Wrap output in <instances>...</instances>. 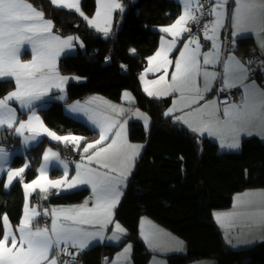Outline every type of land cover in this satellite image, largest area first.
I'll use <instances>...</instances> for the list:
<instances>
[{
    "label": "trees",
    "instance_id": "16d2710c",
    "mask_svg": "<svg viewBox=\"0 0 264 264\" xmlns=\"http://www.w3.org/2000/svg\"><path fill=\"white\" fill-rule=\"evenodd\" d=\"M28 1L54 20L63 32L76 34L70 24L82 20L77 12L54 6L50 0ZM122 2L126 9L116 12L108 40L82 20L79 35L87 45V52L83 54L79 49L78 54L66 55L59 62L62 73L85 79L69 84V101L93 93L120 100L129 89L135 95L136 105L152 120L149 133L139 121H132L129 127L130 139L144 142L145 149L115 211V221L126 228L127 235L120 244L105 242L83 250V260L88 264H103L105 257H112L126 243H131L133 263L149 264L151 253L139 232L140 219L147 215L188 245L185 253L166 254L169 264H189L206 258L216 260V264H264V242L235 249L226 242L214 217L215 211L231 207L236 193L264 188V142L257 136L246 137L239 151H221L217 142L201 137L182 122L166 116L171 99L148 96L142 88L140 73L160 44L162 33L155 27L174 23L182 14V6L175 0ZM95 5V0H83L89 14L93 13ZM255 46L254 35L237 40V49L246 54H253ZM15 87L13 79L0 80V98ZM41 112L46 124L60 134L82 135L84 142L98 136L97 130L65 114L55 104ZM3 137L2 143L16 140L10 136V131ZM47 145L66 158L80 155L70 144L42 140L27 151L31 165L22 179L6 190L5 177L0 178V218L7 215L14 226L20 224L24 212V183L38 176ZM25 159L26 155H15L12 166H23ZM59 172L54 169L53 174ZM38 195L33 196V202L38 201ZM90 196L88 187L61 193L53 191L44 206L81 203Z\"/></svg>",
    "mask_w": 264,
    "mask_h": 264
},
{
    "label": "snow or ice",
    "instance_id": "6c2138e0",
    "mask_svg": "<svg viewBox=\"0 0 264 264\" xmlns=\"http://www.w3.org/2000/svg\"><path fill=\"white\" fill-rule=\"evenodd\" d=\"M57 7H65L78 12L89 25L97 28L98 31L108 35L110 31V18L114 9L123 11V5L118 0H97L103 10L105 22L103 27L96 20L89 19L81 11L79 0H50ZM183 13L169 27L161 29L162 32L169 34L172 39L162 38L161 48L154 56L148 58L149 64L158 61L154 67H149L146 72H158L163 70L153 84H161L162 87L156 91H149L145 87L144 91L149 96H166L172 93H179L183 106L191 108L204 100L205 94L212 90L213 82L218 73L208 71V65H215L221 62L220 55V30L225 27L228 20L233 28L232 35L237 36L241 33H255L257 36L264 34V0H233L234 6L229 8V0H182ZM101 11L96 12V17L101 16ZM203 23V39L211 42V52H201L202 44L199 36L193 32V26L199 28ZM52 22L44 19V12L37 10L27 0H0V77H14L16 89L6 97L0 99V127L7 125L13 128L16 123L15 109L9 107L11 100L19 101L22 107L31 108L33 101L39 100L47 94L51 87L60 88L67 81V77H62L56 70V57L64 47H71L73 39L68 37L61 40L58 36L51 35ZM184 33H189L183 48L179 51L175 61L169 59V53L176 48L178 38L183 37ZM30 44L32 50V60L22 62L20 60L21 46ZM259 46L264 49V38L258 40ZM131 51H135L134 49ZM201 57L202 63H201ZM169 66H174L170 81L168 77ZM223 87L232 88L236 82L248 78V69L236 57L231 56L223 63ZM198 78L203 79V87L198 83ZM144 74L141 75V80ZM124 97L129 102L132 101L130 93L125 92ZM91 103V101H89ZM112 113L123 114L125 109L117 105L103 102ZM175 103V102H174ZM175 107L168 109L166 116L177 111ZM72 111H84L87 109L79 104L72 107ZM219 109L215 102L206 101L203 105L195 108L192 112L186 113L187 116L198 118L200 126L196 127L183 116L176 117L177 120L187 124L194 132H208L211 135H219L223 129L230 130L235 134L242 131L238 125L260 121L264 127V89L258 88L253 82L251 85L244 86V94L239 103H234L225 107L223 115L227 119L221 121L218 118ZM135 115L144 119L145 124L148 118L137 111ZM100 128L99 139L94 142L86 143L82 148V161L87 163L76 164V174L71 179L68 178V166L63 161L64 175L60 179H49L46 169L41 167L39 175L30 183L24 184L26 195L32 192L44 194L43 199H47L50 189H72L78 185L89 184L92 187L96 203L89 208L87 201L81 206L71 208L45 210L43 213L37 212L35 208H29L25 204L24 216L19 226L12 229L11 223L4 215L2 218V232H0V264H75L76 256L83 251L91 239L102 236L100 232H88L81 225L101 226L111 223L112 209L119 202L120 193L117 185L126 180L130 172L131 162L138 154V145H131L126 139L125 123H119L112 116L103 113H93L89 115ZM33 120L38 122V126H33ZM27 128L31 133L25 137V141L36 140L41 134H46L53 140L71 144L74 148L81 147L84 137L79 136H60L46 128L39 117L32 114L28 121H20L15 127V132L19 135L24 134ZM118 128L114 135L109 137L113 129ZM105 144V141H109ZM238 148L239 143L234 139L229 145ZM91 150V151H90ZM6 153L0 148V157L6 158ZM44 160L48 162L50 158L59 159L58 154L51 149L44 153ZM120 161L121 168L113 166L114 162ZM93 163L107 171H99L90 167ZM24 167L7 172V188L13 180L22 179ZM2 171V169H0ZM110 173H118L113 176ZM251 195V194H246ZM258 195L264 196V193ZM50 216V226H33V221L38 216ZM218 222H223L225 217L238 218L246 217L247 220L257 226L264 227V211L260 213H240V214H214ZM116 232L124 233V229L116 224ZM18 233V235H17ZM154 235H145V239L151 242ZM110 239H119L114 235ZM63 245V247H61ZM69 247L77 249L70 252ZM131 247L124 250L122 256L126 257ZM68 256L70 260H61L60 256Z\"/></svg>",
    "mask_w": 264,
    "mask_h": 264
},
{
    "label": "rangeland",
    "instance_id": "374dc122",
    "mask_svg": "<svg viewBox=\"0 0 264 264\" xmlns=\"http://www.w3.org/2000/svg\"><path fill=\"white\" fill-rule=\"evenodd\" d=\"M175 1L182 3V0H175ZM118 2L123 5V11H124L126 9V6L122 2V0H118ZM27 3H29V2H27ZM95 3H96L95 10L93 11L92 14H89V12L83 7V0H79V7H80L81 11L84 13L85 16H87L89 19L96 20L97 23H99L101 25V27H103V26H105L104 25L105 17L103 15V10L100 8V5L98 4L97 0H95ZM233 6H234L233 0H229V8H231ZM62 8H65V7H62ZM65 9H67L68 11H74V12H76L73 9H69V8H65ZM98 10H100L101 13H102L99 18H97L96 15H95ZM123 11H120L119 9H114L112 11L111 18H110V31H109L108 34H110L113 31V29H114L116 12H121L122 13ZM78 15L81 17V19L89 27L94 28L96 31H98L96 27L89 25L88 21L85 20L83 16H81L79 13H78ZM44 19L45 20H50L52 22L51 35L58 36L61 40L66 39L68 37H76L75 34H73V33H68V32L65 33L63 31L60 32L59 31V25L56 24L55 21L52 20L51 18H48V17H46L44 15ZM228 22L229 21H227V24H228ZM229 26H230V24H229ZM163 27L164 26H156L155 27V30H157V31L159 30L160 31ZM98 32L99 33H102V35H104L103 32H101V31H98ZM159 46H160V44H159ZM228 49H229V47L226 49V53H227V50ZM176 50L177 49L173 50L174 53H172V54L169 53V59H171V60L174 61V58H176L177 57V54H178V53H175V52H177ZM78 52H79V48L77 46L76 39H73L72 42H71V47H64L63 50L60 52L59 56L56 57V61H55V63H56V70L58 71V73H59L60 76L67 77L68 78L67 81L62 85V90L60 88L51 87L50 89H48L46 95L42 96L39 100L33 101V104H32V107L31 108L22 107L20 105L19 101H16V100H11V101L8 102L9 107L15 109V113H16V123L14 124L13 128H8L7 125H4L3 127H0V148H2L4 150V153L7 154L6 155V158L0 157V169H2V171H0V178L5 177V184L7 183V172L8 171H10V170L11 171H15V170H18V169L24 167L25 165H27V167L25 168V171H26V169L31 165V160H30L29 156H27L28 155L27 154V151L32 146H36L42 140H49V141H52V142L65 144L63 142H59V141L53 140L51 137L47 136L46 134H41L40 136L37 137L36 140H28L26 142L25 141V137L31 135V133L29 132V130L27 128H25L23 130L24 131V134L23 135L17 134L15 132V127H17L19 125V122L20 121H25V122L28 121L29 117L32 116L33 113H35V115L39 117L40 121L43 122V124H44V126L46 128H48L52 132H55L57 135H60V136L73 135V136L83 137L82 135H78V134H74V133H71V134H60V133L56 132L54 129H52L51 127H49L46 124V122H45V120L43 118V115H42L41 110L44 109V108H46V107H49V106H51L53 104H55L65 114H67L69 116H72L73 118H75L77 120H80V121L86 123L87 125H89L93 129H95V130L98 131L97 138L91 139V140H88V141H85V142H84V140H82L81 141V147L79 149L75 148L77 151H80V154H81L79 157L75 158L76 159V161H74L75 163H81V162L87 163L86 161H82V155H83L82 148H83V146L86 143L94 142L95 140L99 139L100 128L96 124H94L92 122V120L89 119V115L90 114H93V113H103L104 115L112 116V118L115 119V120H117L119 123H125L126 122L125 123V129H126V139H127V142L129 144H131V145H138V146H140L139 147V150H138L137 156H140V154L143 153V151H144L143 148L145 147V143L144 142H140V141H133L129 137V127H130V123L132 121H140V122H142V124L144 125V127L146 129V132L149 133V130H150V127H151V124H152V120H151L150 115L145 110H143L142 108H140L139 106L136 105V98H135L134 93L131 90H129V89L128 90H125L123 92L122 97H121L120 100H113V99L108 98V97H106V96H104L102 94H99V93L88 94V95H85L83 97L74 99L72 101H69L68 100L69 99V96H68V86H69V84L71 82H81V81H84L85 79L83 77L78 76V75H73V74L70 75V74H64V73H62L61 70H60V63L59 62H60V59L62 57L66 56V55L78 54ZM201 52H202V50H201ZM32 55L33 54H32V50H31V45L30 44H27V43L23 44L21 46L20 60L22 62H29V61L32 60ZM153 55H151V56H153ZM149 67H154V66L147 65L141 71V73H140V79H141V75L144 74V79L143 80H144L145 87H147L149 89V91H156L157 89H160L161 86H160V84H153L152 81L157 80L161 75H163V71L161 70V71H158V72H146V69H148ZM221 67H223V66H221ZM171 68H172V66H169V68H168V77H167L168 80L170 79L169 78V73H170V69ZM221 69L223 70V68H221ZM3 79H13L15 81V78L14 77H0V80H3ZM141 85H142V83H141ZM142 88H143V86H142ZM15 89H16V87H15ZM14 90H12V91H14ZM12 91H10V92H12ZM125 92L131 94V97H132V101L131 102H129L128 100L125 99V97H124V93ZM9 93H7L4 97H6ZM172 94H174V93H172ZM4 97H1L0 99H3ZM173 97H174V95H173ZM154 98H157V97H154ZM158 99H165V98H158ZM89 101H91V103H89ZM104 101H107L109 104L117 105L119 107L124 108L125 109V112L123 114H119V115H117L115 113H112L111 110L108 109L107 106L103 103ZM77 104H79L81 107L87 109L88 114H86L84 111H72V107L74 105H77ZM178 104L179 103H177L176 100H175V101H173V104H172V106L170 108L175 107L176 109H178V107H177ZM170 108H167L166 109V112ZM137 111H139L140 113H142L143 115H145L148 118L147 125L145 124L144 119H142L141 117L135 115V113ZM32 123H33V126H38V122L37 121L33 120ZM117 130H118V128L113 129L112 130V133H109V137L111 138V136L114 135L115 131H117ZM7 131H10V136L11 137H15L16 140L15 141H12V142H8V143H2L1 140H2V138H4L3 135ZM5 139L6 140L8 139V137L6 135H5ZM108 142H110V139H109V141H105L104 143L107 144ZM49 149H51L52 152H55V153L58 154V157H59L58 160L55 159V158H50V160L48 162H45V160L43 158L44 157V153L46 151H48ZM220 150L223 151L222 149H220ZM15 155H26L25 163H24L23 166H20V167H14V166H12V162H13V159H14ZM137 156H135L134 157V160L131 162L130 172L127 175L126 180H123L121 183H119L117 185V190L120 193L118 204L121 202L122 196L124 194V190H125V188L127 186L128 177L131 176V174L133 173V171L135 169V166H136L135 165L136 164V157ZM60 161H63L68 166V178L71 179L73 176H75V174H76V164L74 162H70L69 161V157L66 158V157L62 156L61 153L59 152V150H57L56 148L52 147L51 145H47L45 147V150L43 152V156H42L41 163H40V165L38 167V175H39V169L41 167H44L46 169V173H47L49 179H60L64 175L63 164H61ZM113 166L116 167V168H118V169L121 168L120 161L114 162ZM90 167L96 168V169H98L101 172L107 171L106 169L100 168L99 165H97L95 163H93L92 165H90ZM54 169H59L60 172L58 174H55L54 175L53 174ZM24 172L22 173V175L24 174ZM117 174L118 173H110V175H113V176H115ZM16 181L17 180H13V183L11 185H9L5 189L6 190H9L10 187ZM30 182L31 181L25 182L24 184L30 183ZM81 187H88V188H90L91 189V196H94L91 185H89V184H82V185H78L76 188H72V189H60V190L50 189L49 193L47 194V198L50 195V193L53 192V191L54 192H57V193L69 192V191H72V190H75V189H78V188H81ZM259 189H264V188H259ZM24 193H25V204H28L30 209L31 208H35V210L37 212H40L41 213L42 210L44 208H46L44 206L45 205V202L44 201L46 200V199H43V195L44 194L39 193L37 191V192H32L30 195H26L25 188H24ZM35 194H39L38 195V201L37 202H33L32 201L33 196ZM239 195H241V194H238V197H239ZM83 203H85V201H83ZM95 203H96V200H95ZM245 204H246V201L243 200V199H241V205H245ZM81 205H83V204L76 203V204H71V205H57V206H59V207H70L71 208V207H74V206H81ZM47 207L49 209H51V210L52 209H58V208H55L56 207L55 204H50ZM24 208H25V206H24ZM114 210H116L115 207L112 209V216H111V220L112 221H111V223H113V224L111 225V229H110L111 230V234H110L111 236L110 237H113L114 235L119 236V239H117L116 242H118L117 244H120L122 241H124L125 236L127 235V230H126V228L119 221H115V211ZM113 216H114V219H112ZM143 216H144L145 219H148L151 222L154 221V220H152V218H150L147 215H143ZM10 223H11V221H10ZM153 223H156V222L154 221ZM116 224H119L125 230L124 233H117L116 232V227H115ZM11 226H12V229L13 230L17 228V226H14L12 223H11ZM33 226L34 227L37 226L36 219L33 221ZM38 226L44 227L43 225H41L39 223H38ZM80 227H82L83 229H85L88 232H98V230H96V228H93V227H91L89 225H81ZM163 229L165 231H167L171 235V237H173L179 244L180 243L182 244V243L185 242V240L183 238H181L180 236L172 233L170 230H168L166 228H163ZM101 233H102V236H97V237L91 239L90 242H89V244H88V247H86L84 250L89 249L90 246H92L91 244L94 245V244L103 243L106 233H105V231H101ZM143 233H144V236L146 234L152 235V232H150L149 225L146 226V228L144 229ZM234 238L236 240H238L237 241L238 243H235L236 244L235 246H237L238 248H235V249H243V248H246V242L244 243L243 240L240 239V238H238V237H235L234 236ZM144 241H145V244L147 246L148 251L151 253L150 254V258L151 257H156V259H157V261L155 262L154 260H151L149 258V264H162V263L165 262V260L168 263L167 259L164 258L166 254H163L162 255L164 257L158 256V254L161 253V251H160L161 249L160 250H156L155 249V245L156 244L154 242L155 241H158L156 238L152 239L151 242L147 241L146 239H144ZM129 246L131 247L130 252L126 254V257L125 256H122V254L124 253V250L126 248H128ZM115 254H116V256L113 259H110V257H108V256L105 257L104 258L105 260H104V263L103 264H134L133 261L131 263L130 262L128 263V259H127L130 256V254L132 255V244L131 243H126ZM206 259L207 260L200 261L198 264H216V260L211 259V258H206Z\"/></svg>",
    "mask_w": 264,
    "mask_h": 264
},
{
    "label": "crops",
    "instance_id": "0c3cea01",
    "mask_svg": "<svg viewBox=\"0 0 264 264\" xmlns=\"http://www.w3.org/2000/svg\"><path fill=\"white\" fill-rule=\"evenodd\" d=\"M27 2H29V1L27 0ZM179 3L182 6V13H183V7H184L183 3H181V2H179ZM30 4H32V3H30ZM36 9L39 10L38 8H36ZM209 19H211V18H209ZM227 21L228 20L225 21V27L220 30V55H221V62L218 63V64H215V65L205 66V67H207L208 71H212V72L218 73V76H217L216 80L213 82L212 90L205 94L204 100H201L199 102V104L193 105L191 108H187V107L183 106V102L180 100V94L179 93H174V94H171V95L158 97V98H170L171 99V103H170L168 108H170L172 106L173 101H175V100H176L177 103H179L177 105L179 110H177V111L173 112L171 115H169L173 119L176 120V117L183 116L185 119H188L191 123H193L194 126L199 127L200 126V121L198 120V118L192 117V116H187L186 113L192 112L195 108L200 107L206 101L215 102L217 108L219 109V112H218L217 115H218V118L221 121L227 119L223 115V110H224L225 107H228L231 104H222L221 103V101L219 100V98L217 96V87H218V84L223 81V77L222 76H223V73H224V68L221 67V66H223V63L226 61V59L228 57L234 56L241 63L244 64L243 55L245 53L237 49V40H238V38H240L242 36H246V35H254L255 36L256 46L254 48L255 52L253 53V55H257L260 58V60L262 62L261 70L264 69V49H262L259 46V44H258V40L264 38V34H262L261 36H257L255 33H241L240 35L233 36L232 32L234 30H233V28L231 26H229V22L227 24ZM172 24L166 25L164 27H169ZM160 32L162 33V36H161L160 46H159L158 50H160V48H161L162 38H164L165 40H171L172 39V37L169 34L164 33L161 30H160ZM228 36H229L230 47H229V49L227 50V53H226V40H227ZM187 37H188V33H184L183 37L178 38L175 49L181 50L183 48V44L187 40ZM200 42L202 44V47H201L202 53L211 52L212 51L211 42L210 41H206V40L203 39V33L200 36ZM175 49H173V50H175ZM178 50H176L177 52H175V53H178L176 58H178V55H179V51ZM172 53H174V52L172 51L171 54ZM176 58H174V61H175ZM202 59L203 58L201 57V63H202ZM156 63H158V61H154L153 64H151V65L155 66ZM148 65H150V64L148 63ZM245 67H246V65H245ZM221 68H223V72H221V70H222ZM174 70H175L174 66H172V68L170 69V73H169V78L170 79H171V74H172V72ZM253 82L255 83V85L258 88L264 89V77H259L257 79H250L249 70H248V78L247 79L243 80L242 82H240V81L236 82V86L235 87H237L238 95H239V100H238L237 103H239L241 101V99H242V96L244 94V86L245 85H251ZM141 83H142L143 89H145L144 80H141ZM198 83L200 84L201 87H203V79L202 78H198ZM160 86L162 87L161 84H160ZM235 87H232V88H235ZM228 89H230V88H228ZM173 95H174V97H173ZM152 97L154 98L155 96H152ZM178 121H180V120H178ZM183 124L187 128H189V126L187 124H185V123H183ZM238 127H240L243 130L239 131L238 133H235V134L231 133L230 130H228V129H223L222 133L219 134V135H211L208 132H203V134H201L200 132H196V133L199 134L201 137H205V138H208V139H210V140H212L214 142H217L219 147H220V149H222L223 151H239V149H241L242 141L246 137L257 136L264 142V127L261 126L260 121H254L252 123L240 124V125H238ZM189 129L191 130V128H189ZM234 139L237 140L238 143H239V147L238 148L229 147V145L231 143H233ZM143 149H145V147ZM142 155H143V153L140 154V156L136 155L137 156L136 157V164L141 159ZM73 159H74V161H76L75 158H73ZM75 164H77V163H75ZM128 179H129V177H128ZM259 193H264V189L251 188V189H246V190H243L241 192H238V193H236L234 195L233 202H232V205H231L230 208L217 210V211H215L214 214H217V213H219V214L260 213L261 211H264V196L258 195ZM238 194H241V195H239V197H238ZM246 194H251V195H246ZM94 199H95V196H90L86 200H84L85 202L87 201L89 208H91V207H93L95 205V200ZM241 199L246 201L245 205H241ZM81 204H84V203L81 202ZM118 205L119 204L117 203L116 206H115V209L118 207ZM55 208L62 209V208H70V207H59V206L56 205ZM24 210H25V208H24ZM45 210H49L50 211L51 209L46 207V208H44L42 210L41 213H43ZM114 211H116V210H114ZM23 216H24V213H23ZM44 217H45L44 215H41V216L36 217L35 219H36V221L39 224L42 225V219ZM214 217H215V220H216L218 226L220 227V229L223 232V235H224V238H225L226 242L230 246H232L233 248H238L237 246H235L236 245L235 243H238L237 242L238 240H236L234 238V236L242 239L244 243L246 242V248L251 247V246H253V245L257 244V243L264 242V227L251 224L247 220L246 217H238V218H234V219L225 217L223 219L222 223L218 222V220L216 219L215 215H214ZM22 219H23V217H22ZM112 219H114V216H113ZM153 222L154 221L151 222L148 219H145L144 216H142L141 219H140V223H139V232H140L141 237L144 240L145 236H144L143 231L146 228V226L149 225L150 232H152V235H154L155 238L158 240V241L154 242L156 244L155 245V249L156 250H160L161 249L160 250L161 253L158 254V256H162L163 254H169V253H185L187 251L188 245H187L186 241L184 243H182V244L181 243L179 244L173 237H171V235L167 231H165L163 229L165 227L161 226L160 224L158 225V223L156 221H155L156 223H153ZM112 224L113 223H107L104 226H101L100 224H95V225H89V226H91L93 228H96V230H98V232H100V233H101V231H105L106 234H105V238H104V242L103 243L107 242V243H111V244H117L118 243V242H116L117 239L116 240L110 239L111 238L110 237L111 236L110 235L111 234V230L110 229H111V225ZM18 226H19V224L17 225V227ZM14 231H15V229H14ZM17 235H18V233H17ZM91 245H93V244H91ZM115 256H116V254H114L112 257H110V259L115 258ZM162 257H164V256H162ZM127 259H128V263L129 262L131 263L133 261L132 255L130 254V256ZM150 259L154 260L155 262L157 261L156 257H151ZM204 260H207V259L197 260V261L191 262L189 264H198L200 261H204ZM162 264H169V263H167L166 260H165V262L162 263Z\"/></svg>",
    "mask_w": 264,
    "mask_h": 264
},
{
    "label": "built area",
    "instance_id": "2783aa9c",
    "mask_svg": "<svg viewBox=\"0 0 264 264\" xmlns=\"http://www.w3.org/2000/svg\"><path fill=\"white\" fill-rule=\"evenodd\" d=\"M209 18H205V20H202L199 28H197L196 26H193V32L196 33L199 36V38L203 33L202 32L203 23L206 22V20ZM188 36H189V33H188ZM228 47H230L229 36L227 37V40H226V49ZM243 61H244V64L246 65V67L248 68V70L250 72V79H257L259 77H264V69L261 70L262 62L257 55L245 53L243 55ZM221 72H223V70H221ZM217 96H218V98L222 104H233V103H237L239 100L237 87L230 88V89L224 88L222 82H220L218 84ZM69 160H70V162H74L73 158H69ZM50 224H51V217L45 216L42 219V225L43 226H45V225L50 226ZM61 247H63V245H61ZM69 251L70 252H76L77 249L69 247ZM82 254H83V252L81 251V252H79V255L76 256L75 264H88L86 261L83 260ZM60 259L61 260H70L71 258L61 254Z\"/></svg>",
    "mask_w": 264,
    "mask_h": 264
},
{
    "label": "water",
    "instance_id": "95a60500",
    "mask_svg": "<svg viewBox=\"0 0 264 264\" xmlns=\"http://www.w3.org/2000/svg\"><path fill=\"white\" fill-rule=\"evenodd\" d=\"M82 24H83L82 20H76L73 23H71L70 27L76 31L75 36L78 38L76 39L77 46L80 49V51L84 54L87 52V45L84 42V40L81 38V36L79 35V31H80ZM59 31L62 32V29L60 26H59ZM103 38L104 40H108L109 34L107 36L103 35Z\"/></svg>",
    "mask_w": 264,
    "mask_h": 264
}]
</instances>
